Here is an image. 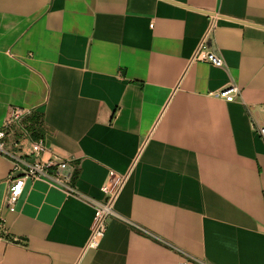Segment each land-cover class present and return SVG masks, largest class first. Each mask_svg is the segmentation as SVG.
Returning a JSON list of instances; mask_svg holds the SVG:
<instances>
[{
  "label": "crops",
  "instance_id": "obj_1",
  "mask_svg": "<svg viewBox=\"0 0 264 264\" xmlns=\"http://www.w3.org/2000/svg\"><path fill=\"white\" fill-rule=\"evenodd\" d=\"M202 40L224 67L192 61ZM13 107L82 195L126 177L123 219L84 251L94 210L62 188L4 210L0 155V264H264V0H0V129Z\"/></svg>",
  "mask_w": 264,
  "mask_h": 264
},
{
  "label": "built area",
  "instance_id": "obj_2",
  "mask_svg": "<svg viewBox=\"0 0 264 264\" xmlns=\"http://www.w3.org/2000/svg\"><path fill=\"white\" fill-rule=\"evenodd\" d=\"M192 61L204 62L218 68L224 67L223 60L207 49L204 40L196 48ZM237 93L238 89L229 85L211 93V95L225 102H233ZM32 113L29 109L13 107L0 129V155L11 161L3 209L10 213L16 211L17 202L23 193L27 180L50 182L68 194L79 197L93 208L94 223L84 251L97 249L106 234L109 221L113 218L123 219L114 210V203L126 177L111 175L108 178L102 187V191L108 194L105 201L94 200L76 191L71 185V161L52 153L43 139L31 140L29 133L24 128L18 127L22 120ZM14 130L19 131V136L15 141H10ZM258 133L264 143V127H258ZM0 239L16 243V239L8 236L6 232V219L3 210L0 211ZM178 264L187 263L183 261Z\"/></svg>",
  "mask_w": 264,
  "mask_h": 264
},
{
  "label": "trees",
  "instance_id": "obj_3",
  "mask_svg": "<svg viewBox=\"0 0 264 264\" xmlns=\"http://www.w3.org/2000/svg\"><path fill=\"white\" fill-rule=\"evenodd\" d=\"M34 122L35 123H32L33 125L30 128H28L29 130L28 131L26 130V131L29 133L31 139L35 141V140L41 139V136L37 132L39 129L37 124L39 125V122L37 121V119ZM77 176H78V170L75 169L74 172L72 173L71 183H73L75 181Z\"/></svg>",
  "mask_w": 264,
  "mask_h": 264
}]
</instances>
